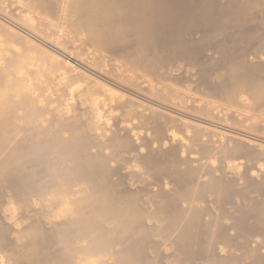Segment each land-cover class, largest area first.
I'll return each mask as SVG.
<instances>
[{
  "label": "bare ground",
  "instance_id": "obj_1",
  "mask_svg": "<svg viewBox=\"0 0 264 264\" xmlns=\"http://www.w3.org/2000/svg\"><path fill=\"white\" fill-rule=\"evenodd\" d=\"M6 6L34 40L0 57V264H264V146L220 124L264 112V0Z\"/></svg>",
  "mask_w": 264,
  "mask_h": 264
},
{
  "label": "rangeland",
  "instance_id": "obj_2",
  "mask_svg": "<svg viewBox=\"0 0 264 264\" xmlns=\"http://www.w3.org/2000/svg\"><path fill=\"white\" fill-rule=\"evenodd\" d=\"M6 5H8V3H6ZM0 11H1V9H0ZM6 13L5 12H0V23L1 24H3L4 25V27L5 28H0V57H2V58H4L3 56L5 55V56H11V57H13V55H18L19 53H21V52H23L24 53V51L26 50V47L25 48H23L24 47V43H21L20 41V45H18L17 43H18V39L15 41L13 38V40L8 36V37H6V36H4V34L6 35V31L8 32V27L9 28H12V30L14 29V30H16L18 33H25V35L26 36H28L29 38H31V36L29 35V33L27 32H23L22 30H21V28L19 27V26H17V22H14L15 20V18H13L12 16H10V15H12V12H10L9 14L10 15H8L7 13H8V6H6ZM13 19H12V18ZM17 21V20H16ZM5 30V31H4ZM5 32V33H4ZM3 34V35H2ZM8 34V33H7ZM33 37V36H32ZM35 38V37H34ZM32 40H34L33 38H31ZM11 41H15V42H11ZM17 42V43H16ZM36 42V41H35ZM37 43L39 44V45H42L45 49H47L48 51L50 50V52L52 51V53H57V52H55L54 50H53V48H48L46 45H43V44H40V42H38L37 41ZM23 44V45H22ZM23 46V47H22ZM22 48L24 49V51H22ZM52 49V50H51ZM25 52H27V51H25ZM32 53L33 52H29L28 54H29V56H30V54L32 55ZM35 53V52H34ZM34 53H33V55H34ZM35 54H37V53H35ZM59 53H57V54H55V55H57V56H59L58 55ZM21 55H22V53H21ZM25 55H26V53H25ZM30 56L31 58L33 57V59H36L37 61L38 60H40L41 61V59H40V57H39V55L37 54V58H34V57H36V56ZM9 56V57H10ZM74 56V59L76 60V62L78 63L77 64V68L78 69H80V70H83L84 72H86V74L87 75H89V76H92L91 74H95L92 78H96L98 75H99V77H97L96 79H98V78H101V79H98V80H101L104 84H107V86L109 87V86H111L110 85V83L108 82V80L107 79H105L103 76L101 77V75L98 73V70H96L94 67L92 68L91 67V63L89 62L90 60H89V58H87V60H84L83 61V59L82 58H79V57H76L75 55H73ZM29 57V59H31ZM39 57V58H38ZM60 58H63V57H61V56H59ZM7 58V57H6ZM81 60V61H80ZM32 62H33V60H32ZM35 63L36 62H33L32 64H33V67H32V65H31V67L30 68H35L36 66H34L35 65ZM31 64V62H29V65ZM37 64V63H36ZM38 64H40V62H38ZM37 64V65H38ZM55 68H52L51 69V72L53 71V72H55V73H58L59 74V76H58V74L56 75V77H58V78H60V79H57L56 80V77L55 76H50V77H52L53 78V80L56 82V84L57 83H59V85L60 86H62L63 88H68L67 90H69L71 93H69V92H67V90H66V92L68 93V95H72L73 93V97L75 98L76 96L77 97H79V95H77V94H79V92H80V94H82V93H84L83 91H85V90H87V88H89L90 90H91V92L93 91L94 93H96V94H98L97 95V97L99 98V99H102L101 98V96H102V92L100 93V91H101V88H100V91H99V88L98 89H96L95 88V86H93V84H91V83H89V79H87V77H84V76H77L76 74H75V72H72V71H66L67 73L65 74V71H64V74H63V71L61 70V69H55ZM57 71V72H56ZM50 72V73H51ZM69 72V73H68ZM72 72V73H71ZM55 73L53 74V75H55ZM60 73H62V75H63V78H62V76H61V74ZM52 74V73H51ZM50 74V75H51ZM97 75V76H96ZM54 77H55V79H54ZM51 78V79H52ZM67 78V80H65ZM61 79H63L62 81H61ZM87 79V80H86ZM103 79V80H102ZM89 80V81H88ZM53 81V82H54ZM59 81V82H58ZM107 81V82H106ZM54 82V83H55ZM63 82V83H62ZM64 82H67V85L64 83ZM60 83H62V84H65L64 86L63 85H61ZM109 83V84H108ZM55 85V84H54ZM58 85V84H57ZM60 86H58V87H56V85H55V88H57V90H59L58 88L60 87ZM112 87V86H111ZM86 88V89H85ZM77 91H78V93H77ZM81 91H82V93H81ZM59 92L61 93V94H67L65 91H63L62 90V88L59 90ZM65 92V93H64ZM73 92V93H72ZM92 92V93H93ZM105 92H106V90H105ZM107 93V92H106ZM105 93V94H106ZM99 94H101V95H99ZM76 97V98H77ZM244 99V98H243ZM242 99V100H243ZM244 101V100H243ZM248 101V100H247ZM246 101V102H247ZM245 102V103H246ZM248 103H249V105H251L250 104V101H248L247 102V105L245 106L246 107V109H248V107H250V106H248ZM234 109H236V108H234ZM238 109V110H237ZM236 109V111H238V112H240L241 110H243V109H241V110H239L240 108H237ZM245 109V108H244ZM245 109V110H246ZM245 110H243V111H241L240 113H249V112H251L252 110L251 109H249L250 111H248V110H246L247 112H244ZM235 111V110H234ZM256 111H258V113H261L260 115L264 118V112H261V110L259 111V109H255V110H253V112L255 113L254 115H256V117L255 116H253L252 114V112L251 113H249L248 115H249V117L251 118H249L247 121H244V120H246V117H244V118H242V116H240L239 117V119H244L243 121L245 122H243V124L246 126V129H245V127L242 125L241 127H243V128H235L236 126H230L229 127V125H227V123H226V125H225V123L223 124V123H220L221 125H223L222 127H226V128H228V130L229 131H231L232 130V132H235V133H237V134H240V135H243V136H246V137H248V139L250 140V142L251 143H254V144H256V145H263L264 146V123H263V121H264V119L258 114V113H256ZM258 115H259V117H260V121H261V118H262V123H260V121H258V119L256 120V118H259L258 117ZM252 116V117H251ZM239 119H238V121H239ZM234 121V120H233ZM233 121H230L229 123H231V122H233ZM236 121H237V119H236ZM258 121V122H257ZM252 122V123H251ZM254 122H256L257 123V125L258 126H256L255 124V126L256 127H259V124L258 123H260V126H262V127H260V128H262V129H260V132H258L257 131V128H255V127H252V126H254L253 125V123ZM234 123V122H233ZM232 124V123H231ZM248 124H250L251 126H249V128H248V131H247V127H248ZM232 127H234L233 129H234V131H233V129H232ZM230 128V129H229ZM252 128H254V129H256L255 131H253L254 129H252ZM258 132V133H257ZM260 143V144H259ZM254 147L258 150V152H257V150L256 149H254ZM250 148V147H249ZM248 148V149H249ZM250 149H251V151H250ZM248 151H250V152H254V151H252L253 149L255 150V153H257V154H259V150H261L260 152L262 153H260L259 155H257V154H252V155H245L244 156V158L242 159V160H240L243 164H245L244 166H242L243 168H242V170H244V169H246V168H249L250 170L252 169V172H255V173H260V172H262V171H264V155H263V151H264V149L262 148V149H260V147H256V146H253V148H250ZM263 150V151H262ZM254 155V157H255V155H257L256 157H255V159L253 160V164L251 163L250 165L251 166H249V163H250V161L248 160V159H246V157L248 158L249 157V159H250V157L251 156H253ZM257 157H258V159L260 160H258L257 159ZM261 158V159H260ZM248 161V162H247ZM248 165V166H247ZM251 167V168H250ZM263 173V172H262Z\"/></svg>",
  "mask_w": 264,
  "mask_h": 264
}]
</instances>
